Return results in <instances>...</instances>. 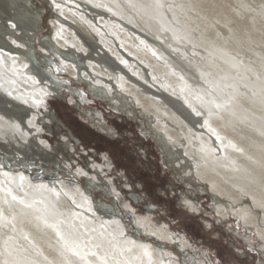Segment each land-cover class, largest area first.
Listing matches in <instances>:
<instances>
[{
  "label": "bare ground",
  "instance_id": "obj_1",
  "mask_svg": "<svg viewBox=\"0 0 264 264\" xmlns=\"http://www.w3.org/2000/svg\"><path fill=\"white\" fill-rule=\"evenodd\" d=\"M42 1L50 5L54 15L51 21L54 32L43 38H49L65 53L56 50L51 53L45 46H42L41 51L49 55L50 59L54 58L61 67L66 66L69 72L79 78H74L75 80L87 83L93 96L109 101L129 117H137L142 123V130L152 135L175 173L186 177L187 182H192L200 191L208 192L196 180L197 175L202 179L211 177L218 182L212 166L217 162L222 168L228 163H236L232 158L226 157V154V158L218 161L220 150L225 149L228 140L223 139L224 136L218 137L216 122L218 123V118L229 116L226 110H230L228 103H218L222 92L229 91L225 84L218 88V83L235 80V73L244 68L241 58L232 50L218 49V44L215 45L218 48L214 50L211 43L204 45L205 43L191 38L187 32L180 33L176 28H185V23L179 17L180 10L172 6L170 9L176 11L174 15L177 16V22L174 25L170 21L172 15L167 6L171 0ZM8 2L13 10L12 17L7 18L9 27L20 36L32 38L35 35L34 27L40 26L41 11L34 9L28 0ZM117 16L124 17L134 27H148L145 31L154 40L126 26ZM0 20L2 21L1 10ZM3 26L0 22V42H10L18 48L24 47L12 35L5 33L6 28ZM157 42L161 45L170 44L168 48L172 49L174 57L167 54ZM220 50L228 54L224 55ZM136 55L142 60H137ZM37 61L44 62L45 58H37ZM196 62L198 64L193 66L192 63ZM205 62L210 66L206 67ZM215 72L223 79L218 80ZM198 80L205 87L195 82ZM64 84L69 85L68 82H57L52 88L50 82L31 66L28 54L0 46V264H6L5 260L13 262L16 256L20 261L17 264H61L63 260L67 264H178L177 254L169 252L164 243L174 245L178 250L187 249L195 253L194 247L185 237L171 233L167 224L158 223L150 217L134 216L133 210L122 203L123 208L129 212L131 226L135 230L128 232L111 205L93 198V192L98 190L108 195L114 194L109 181L104 178L106 173H110V166L92 163L87 167H75L59 158L53 160L57 150L45 142L42 134L54 130L51 121L56 117L54 111L50 110L49 99H58L57 95H62ZM250 98L244 96L246 101H250ZM236 100L237 103L243 101L240 96ZM75 103L76 101L71 104ZM235 112L236 109L231 117ZM82 114L97 130L115 136L109 126L88 110L82 111ZM70 136L75 139L73 135ZM69 141L63 137L61 145L70 154L72 150V153L75 152V148ZM107 161L111 165L112 161ZM4 163L10 168H3ZM48 166L55 167L57 171L44 170ZM60 170L64 175L59 174ZM117 177L122 178L123 175ZM80 179L85 180L87 187L79 184ZM204 191L201 193L204 194ZM212 192L217 199L218 191ZM133 198L135 202H139L138 197ZM182 201L189 209L197 212L201 210L198 202L193 199L183 197ZM15 203L20 206L24 203L22 206L31 210L35 224H38L40 217L48 220L47 224L52 230L43 236L57 249L56 259L51 258L44 247L38 249L30 239H18L17 233L24 228L21 227L18 216L14 218L18 213H14L17 209ZM217 204L218 201H215V206ZM34 210H37L36 213ZM242 211L235 212V215L241 221V226L251 230V224L246 221ZM118 213H121L119 209ZM49 216H52L53 222L49 220ZM219 216L223 219L228 217L224 211H220ZM262 221L264 223V219ZM40 224L42 226L43 223ZM230 230L253 243L250 233L233 226H230ZM6 234L16 247L8 244V238L4 245L3 238ZM139 234L154 238L159 244L143 241ZM108 245L111 246L112 255H108L102 262L103 255L107 252L104 247ZM130 248H135V253L129 256L125 252ZM28 249H31L29 254ZM22 255L31 256V261L30 258L22 259ZM187 256L186 259L191 258L190 254Z\"/></svg>",
  "mask_w": 264,
  "mask_h": 264
},
{
  "label": "rangeland",
  "instance_id": "obj_2",
  "mask_svg": "<svg viewBox=\"0 0 264 264\" xmlns=\"http://www.w3.org/2000/svg\"><path fill=\"white\" fill-rule=\"evenodd\" d=\"M28 1L34 9L41 11L39 14L42 17L40 29L33 41L27 36L21 35V37L17 31H13L9 27L10 23L7 18L12 17L13 10L10 8L8 0H0L2 16L0 22L6 28L5 33H9L18 43L24 45L22 49H30L38 58L48 59L44 51H41L43 45L37 39L45 34H53L54 29L51 21H53L54 15H52L50 5L45 1ZM168 4L167 8L170 9L172 6L181 11H178L179 17L185 23L186 29L183 26L176 28L180 33L187 32L191 38L202 44L205 43L204 45L211 43L214 50L218 48L217 46L215 48L217 44L223 47L218 49L232 50L242 59L240 61L244 68L247 67L235 73V80L218 81L220 83H218V88L225 84L229 90L227 92L224 90L225 93L222 92L218 103H228L230 109V112L226 110V114L229 116L224 119L218 118V123L216 122L218 137L224 136L222 138L228 140V146L225 144V149L220 150L218 161L221 158L230 157L236 163H228L223 168L222 165H218V162L212 166L218 182L211 177L202 179L197 175L196 180L208 189V192L200 191L192 182H187L186 177L175 173L159 146L142 130V123L137 117L130 115L132 118L138 119V121H133L124 113L125 111H117L107 101L93 96L84 81L75 80V75L69 72L66 66L61 67L52 60H49L48 65L42 66L43 69L54 81L68 82L70 86L63 85L62 94L64 96L61 99H49L50 110L54 111L58 121H55L56 119L51 121L54 130L42 134V137L45 142L57 150L56 155L52 157L53 160L59 158L74 164L75 167H87L86 165L92 163L110 166L111 171L106 173L104 178L109 181L114 194L108 195L102 190H98L93 192V198L111 205L128 232H135V230L131 226L129 212L123 208L122 203L128 209L133 210L134 216L150 217L158 223L167 224L171 233H178L185 237L194 247L195 253H191L193 251L189 252L187 249L178 250L174 245L164 243L169 252L177 254L178 264H264V223L262 221L264 219V0H171ZM173 8L168 10L172 15L170 21L175 25L177 16L175 17L176 11L174 12ZM6 40L8 39L6 38ZM0 43L12 51L22 54V51L13 43ZM220 52L224 55L228 54L221 50ZM135 57L137 60H142L137 55ZM137 60L136 62H138ZM243 70L245 71L243 72ZM245 95L251 97V100H244ZM237 96H240L243 101L237 103ZM74 101L78 103L80 109L77 108L78 106L71 105ZM239 106L240 108H237ZM233 108L236 109V112L231 117ZM82 109L88 110L93 116L114 128L118 134L116 138L109 136L108 132L97 130L96 126L86 121L81 116ZM241 113H243L242 117H240ZM236 116L238 117L236 118ZM238 120L241 121L238 122ZM112 128L111 131H113ZM70 134L79 142L77 143ZM63 137L68 138L69 142L73 144L74 153H72L73 150L70 154L65 151V146L61 145ZM116 141L119 143H115ZM97 147H100V152L95 150ZM108 159L113 161L111 165L108 163ZM15 160L18 161V159ZM231 164L233 165L231 166ZM7 167L10 168L7 163H4L3 168ZM229 169L234 171L230 172ZM44 170L57 171L53 166H48ZM58 172L64 175L61 170ZM118 175H123V177L118 178ZM79 184L82 187H87L84 179H80ZM203 191L204 194L201 193ZM212 191H218L217 199L213 196L214 192ZM135 196L139 198L138 203L134 201L133 197ZM183 197L198 202L201 210L197 212V210L189 209L183 205ZM215 201H218L217 206H215ZM22 205L16 204V212L14 210L15 214L18 212L14 218L16 219L18 216L17 218L21 220V227L24 228L23 231L16 232L18 239L22 241L30 239L38 249L41 250L44 247L49 251L51 258L56 259L58 257L57 249L49 244V241L43 236L44 233L52 230L49 223L47 224L48 220H43L40 217V220H37L43 223L42 226L38 221V224H35L36 221L31 210ZM118 209L121 213H118ZM241 210L244 212L246 221L248 220V223L251 224V230L241 226V221L235 215V212ZM36 211L34 210L35 213ZM220 211H224L228 217L221 218ZM49 220H52V216ZM246 221L244 223H247ZM13 222L15 224L14 220ZM230 226L250 233L253 243L239 237L230 230ZM6 235L3 238L4 245L9 242V245L16 247L13 241L11 242L10 236ZM139 238L152 244H159V241L144 234H139ZM6 239L7 242H5ZM26 245L29 246L28 243ZM110 247V245L104 247L108 253L103 255L102 262L112 253ZM134 249L130 248L128 254L126 252L125 254L129 256L134 254ZM30 251L31 249H28L27 254ZM188 254L191 255V258L186 259ZM204 254H207V257H204ZM27 256L20 257L22 259L23 257L30 258L31 261L32 257ZM16 258L19 259L18 256ZM16 258V261L13 260L10 263L5 260V263L17 264L20 261ZM63 259L66 258L63 257ZM22 263L26 264L24 262L19 264ZM63 263L67 264L68 262L63 260L61 264Z\"/></svg>",
  "mask_w": 264,
  "mask_h": 264
},
{
  "label": "water",
  "instance_id": "obj_3",
  "mask_svg": "<svg viewBox=\"0 0 264 264\" xmlns=\"http://www.w3.org/2000/svg\"><path fill=\"white\" fill-rule=\"evenodd\" d=\"M116 15V14H115ZM117 18L118 19H120L123 23H125V25L126 26H129L131 29H133L134 31H137V32H139V33H141L142 35H145V36H147V37H149L151 40H154L153 39V37H151L149 34H148V32H146L145 30H148V27H145V26H143V28L141 27V28H138V27H134V26H132L128 21H127V19H125L124 17H121V16H117ZM41 23H42V20H40V25H41ZM39 29H40V26H37V27H34V30H35V32H34V36H31L32 38H30L32 41L35 39V36H36V34L38 33V31H39ZM150 31V30H149ZM48 35H50V34H45V35H43V36H40L39 37V39H37V40H39L40 42H41V44L43 45V46H45L48 50H50V52L52 53V51L53 50H56V51H58V52H61V53H65V52H62L61 50H59L58 49V47L53 43V42H51L50 40H49V38H43L44 36H48ZM157 40V39H156ZM52 43V44H51ZM158 43V45H160V46H162L163 48H164V50L166 51V53L167 54H169L171 57H174L173 56V54L171 53V50L168 48L169 47V45L170 44H168V43H166L165 45H161V43L160 42H157ZM0 46H2V47H4V48H6V49H9L10 51H12V49H10V48H7L6 46H4V45H2V44H0ZM19 49L22 51V53H24V54H28L29 56H30V62H31V66L38 72V73H40L43 77H44V79L45 80H47V81H49L50 82V86H52V88L54 87V85H57V82H55L50 76H49V74L43 69V67L42 66H46V65H48L49 64V60H52V61H54V62H56L55 61V59L54 58H52V59H50L48 56L49 55H47V57H48V59L47 58H45V61L44 62H38L37 61V56H36V54L34 53V52H32L30 49H22V48H20L19 47ZM94 49H96V48H94ZM34 54H35V57L36 58H34ZM70 55H68V57H69ZM71 58V57H70ZM107 58V57H106ZM40 59V58H39ZM42 59V58H41ZM107 60H109V59H107ZM175 61V60H174ZM200 62V61H199ZM192 64H194L193 66H195L196 64H198L197 62L196 63H192ZM205 65H206V67L207 66H210V64L208 63V62H205ZM212 73H214V72H212ZM215 74H218V80L219 79H223V77L222 76H219V73H217V72H215ZM226 75V74H225ZM214 78V77H213ZM234 78V77H233ZM211 79H212V77H211ZM77 81H80V80H77ZM195 82H197V83H201V85H203V87H205V85H204V83L202 82V81H200V80H198V81H195ZM194 83V82H193ZM87 84V83H86ZM87 86L89 87V89L91 90V88H90V86L87 84ZM206 98L208 99L209 98V94H208V92L206 91ZM57 97H58V99H61L63 96L62 95H57ZM100 99H102V98H100ZM102 100H105V99H102ZM105 101H107V100H105ZM110 105H112L109 101H107ZM74 106H78V103L76 102L75 104H74ZM115 110H117V111H119L118 109H116L115 107H113ZM127 116H129L128 114H127ZM131 118V117H130ZM133 121H137V120H135V119H133V118H131ZM141 126V125H140ZM145 132V131H144ZM148 135H149V137H148ZM147 137L148 138H151L153 141H155V139H153V137H152V135H150L149 133L147 134ZM77 143L79 142L77 139H74ZM0 152H1V150H0ZM42 262H44V260H41Z\"/></svg>",
  "mask_w": 264,
  "mask_h": 264
},
{
  "label": "flooded vegetation",
  "instance_id": "obj_4",
  "mask_svg": "<svg viewBox=\"0 0 264 264\" xmlns=\"http://www.w3.org/2000/svg\"><path fill=\"white\" fill-rule=\"evenodd\" d=\"M63 95V94H62ZM64 96V95H63ZM72 105V104H71ZM113 106V105H112ZM114 107V106H113ZM78 108L80 109V106H78ZM82 111H86L85 109L83 110H81L80 111V113L82 114ZM83 115V114H82ZM81 115V116H82ZM92 115V114H91ZM56 117V116H55ZM94 117H96V116H94ZM55 121H58L57 119L55 120ZM102 121V120H101ZM103 122V121H102ZM104 124H106L105 122H103ZM107 126H109L108 124H106ZM59 127V126H58ZM110 127V126H109ZM110 128H112V127H110ZM57 129V128H56ZM113 129V131L115 132V136H113V135H110V134H108L109 136H111V137H113V138H116V136L118 135V134H116V131H115V129L114 128H112ZM95 131H97L96 129H94ZM72 135V134H71ZM155 142V141H154ZM156 143V142H155ZM156 145H157V143H156ZM111 160V159H110ZM112 161V160H111ZM112 163H113V161H112Z\"/></svg>",
  "mask_w": 264,
  "mask_h": 264
},
{
  "label": "trees",
  "instance_id": "obj_5",
  "mask_svg": "<svg viewBox=\"0 0 264 264\" xmlns=\"http://www.w3.org/2000/svg\"><path fill=\"white\" fill-rule=\"evenodd\" d=\"M99 135H100V133H99ZM115 143H119V141H116ZM100 148V147H99ZM98 147L95 149L97 152H100L99 150H101V149H99Z\"/></svg>",
  "mask_w": 264,
  "mask_h": 264
}]
</instances>
